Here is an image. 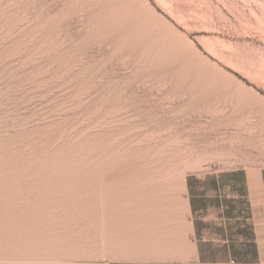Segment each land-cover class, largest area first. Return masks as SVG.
I'll return each mask as SVG.
<instances>
[{
	"label": "rangeland",
	"instance_id": "obj_1",
	"mask_svg": "<svg viewBox=\"0 0 264 264\" xmlns=\"http://www.w3.org/2000/svg\"><path fill=\"white\" fill-rule=\"evenodd\" d=\"M231 173L192 230L188 175ZM125 220L264 264V0H0V264L125 259Z\"/></svg>",
	"mask_w": 264,
	"mask_h": 264
},
{
	"label": "crops",
	"instance_id": "obj_2",
	"mask_svg": "<svg viewBox=\"0 0 264 264\" xmlns=\"http://www.w3.org/2000/svg\"><path fill=\"white\" fill-rule=\"evenodd\" d=\"M186 191L188 195V202L186 203V207L188 208V213L190 215V224L191 229H194L195 223H199L200 220H204L205 217H202V215L207 214L209 211L213 210L216 206L215 200L218 197V193L221 191H226V188L233 189L235 192L236 188L238 190L241 189L242 186V176L240 173H231L229 175H213L212 177H207L206 175L201 174H189L186 179ZM254 188V187H253ZM251 190V185H250ZM241 191V190H240ZM228 196H231L229 194ZM234 197L236 196L233 195ZM241 196V195H240ZM251 200V199H250ZM228 203L226 205L228 212L227 219L229 220V223L236 222L235 220H240V217L236 216V214L239 212L238 204H236L235 200H228ZM222 206H225L221 204ZM142 217L135 218V223H138L139 220ZM204 218V219H203ZM226 218V217H224ZM145 222L148 221L144 220ZM241 223V221H239ZM126 224H128V221L125 220V259L122 260H115V259H98L94 261H88V262H76L73 264H163V262H167L166 264H206L207 261L204 258L203 254H186L185 257H179L178 256H172L170 254H163L161 253L160 248L156 252V248L152 249L156 253L153 255L149 254V244L150 242L146 241L145 249L146 255H138L137 253H132L133 250H142L143 247L142 244H139V241L135 238V236L129 235V232L126 228ZM236 224V223H235ZM141 226V223H139ZM159 227V226H158ZM239 225L237 226V228ZM156 228V227H155ZM231 228H234V226H231ZM159 233L158 236L161 238V232L162 228L159 227ZM154 247L156 245L160 246V242H153ZM235 245V244H234ZM167 258H172L173 260H163Z\"/></svg>",
	"mask_w": 264,
	"mask_h": 264
}]
</instances>
